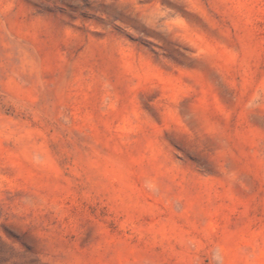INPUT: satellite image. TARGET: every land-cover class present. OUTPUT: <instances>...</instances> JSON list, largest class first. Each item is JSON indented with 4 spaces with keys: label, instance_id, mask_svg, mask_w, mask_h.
I'll return each mask as SVG.
<instances>
[{
    "label": "rangeland",
    "instance_id": "1",
    "mask_svg": "<svg viewBox=\"0 0 264 264\" xmlns=\"http://www.w3.org/2000/svg\"><path fill=\"white\" fill-rule=\"evenodd\" d=\"M0 264H264V0H0Z\"/></svg>",
    "mask_w": 264,
    "mask_h": 264
}]
</instances>
